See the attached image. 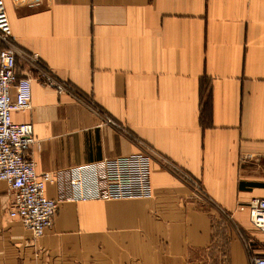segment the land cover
<instances>
[{"label":"crops","instance_id":"0c3cea01","mask_svg":"<svg viewBox=\"0 0 264 264\" xmlns=\"http://www.w3.org/2000/svg\"><path fill=\"white\" fill-rule=\"evenodd\" d=\"M41 3L5 0L17 76L29 77L32 90L30 108L12 119L33 126L37 171H65L145 144L152 195L60 202L51 229L35 237L9 216L10 189L0 180V264H250L264 254L247 207L236 208L255 190L236 192L239 177L222 171L236 163L243 136L264 148V64L238 56L244 41L264 51V0ZM45 71L72 89L43 85ZM132 78L153 95L126 130L107 118L123 120ZM186 118L189 135L175 143ZM45 194L56 198L57 185L47 183Z\"/></svg>","mask_w":264,"mask_h":264},{"label":"built area","instance_id":"2783aa9c","mask_svg":"<svg viewBox=\"0 0 264 264\" xmlns=\"http://www.w3.org/2000/svg\"><path fill=\"white\" fill-rule=\"evenodd\" d=\"M10 1L15 5L27 4L31 8H40L43 4L41 0ZM11 39L5 1L0 0V180L10 189L9 216L20 221L35 237H40L51 229L60 202L150 197L152 154L149 146L145 144L137 152L105 157L69 167L65 171H37L36 163L29 155L31 147L36 143L33 126L31 123H17L12 119L13 112L30 108L32 90L29 77L17 76V51ZM255 44L244 41L242 52L238 56L243 62L259 67L264 64V51L255 50ZM139 79L132 78L126 87L123 120L108 117V122L127 130L126 119L142 102L152 97V88ZM40 81L58 93L72 89L49 71L43 72ZM11 87H14L15 91L13 97L10 94ZM188 123L186 118L178 125L173 135L175 143H180L188 137ZM233 154L240 159L246 157L264 162V148L254 145L248 136H243L242 144L235 145ZM49 182L57 185L56 198L45 194V187ZM191 182L198 187L196 181ZM244 206L248 209V219L252 227L264 237V195L254 196L237 207L241 210ZM250 264H264V254L252 255Z\"/></svg>","mask_w":264,"mask_h":264},{"label":"rangeland","instance_id":"374dc122","mask_svg":"<svg viewBox=\"0 0 264 264\" xmlns=\"http://www.w3.org/2000/svg\"><path fill=\"white\" fill-rule=\"evenodd\" d=\"M227 53V52H226ZM228 54V53H227ZM221 55H225L226 57H225V61L226 60H228V56L226 55V54H224V53H221ZM190 57H188V59H189ZM221 63H218V67H219V65H220ZM222 68H224V69H226V67H225V64H224V66L222 67ZM222 68H219V70H220V74H221V76L224 78V79H226L224 76H225V74H226V72L225 71H222L221 72V69ZM219 71H217V73H218ZM228 72H229V70H228ZM217 73H214L212 76H213V78L211 79V77H210V82L213 84V82L215 83L216 82V79L218 78V77H216V75H217ZM223 73V74H222ZM205 74V73H204ZM218 76H219V73H218ZM209 82V81H208ZM207 82V79L205 80V82L203 83V84H205L204 86H203V90L204 91H207V88H208V86H209V83ZM226 82H222V84H220V85H224ZM211 84V87L213 88V85ZM215 85V84H214ZM227 85H229V82L227 83ZM264 115V114H263ZM212 160V159H211ZM237 161H236V163H240V164H243V165H245V166H252V165H256V164H261V167L262 168H260L259 170V175H253V174H251V173H248V174H243V175H239V174H235V173H233V178H236L237 179V176L239 177V179H237L236 180V183H234V189H237L236 190V192L238 191V190H240V191H252V190H255V192H254V194H255V196L256 195H258V196H263L264 195V163H261V162H258V161H254V160H251V159H248V158H242V159H240V158H237L236 159ZM210 161V160H209ZM230 163H233L234 164V162H230ZM171 172H173L174 174L175 173H177V174H179V176L180 175H182L180 172H177L176 170H174V169H169ZM220 170V169H219ZM221 172V171H220ZM204 190V189H203ZM246 195V194H245ZM252 198V197H251ZM251 198H245V199H241L240 197H239V203H238V205L239 204H241V203H244L245 201H248V200H250ZM238 205H236V206H238ZM238 210H239V208L238 207H236ZM226 224H229V223H227L226 222Z\"/></svg>","mask_w":264,"mask_h":264},{"label":"water","instance_id":"95a60500","mask_svg":"<svg viewBox=\"0 0 264 264\" xmlns=\"http://www.w3.org/2000/svg\"><path fill=\"white\" fill-rule=\"evenodd\" d=\"M261 164H256V165H252V166H245L243 164L240 163H226L223 166L222 171L223 172H227V173H235V174H239V175H243V174H248L251 173L253 175H259V171L261 170ZM260 169V170H259Z\"/></svg>","mask_w":264,"mask_h":264},{"label":"bare ground","instance_id":"6f19581e","mask_svg":"<svg viewBox=\"0 0 264 264\" xmlns=\"http://www.w3.org/2000/svg\"><path fill=\"white\" fill-rule=\"evenodd\" d=\"M5 1V0H4ZM150 164H151V162H150ZM123 199V198H122ZM96 200H98V199H96ZM108 200H110V199H108ZM23 225V224H22ZM24 226V225H23ZM43 236V235H42ZM41 237V236H40Z\"/></svg>","mask_w":264,"mask_h":264}]
</instances>
